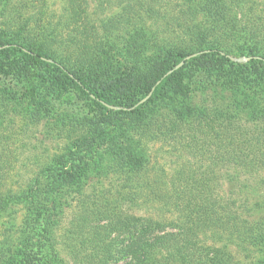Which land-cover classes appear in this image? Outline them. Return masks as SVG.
Wrapping results in <instances>:
<instances>
[{
    "label": "trees",
    "instance_id": "trees-1",
    "mask_svg": "<svg viewBox=\"0 0 264 264\" xmlns=\"http://www.w3.org/2000/svg\"><path fill=\"white\" fill-rule=\"evenodd\" d=\"M65 1L78 27L63 36L47 27L40 30L39 25L46 24L37 19L25 20L22 25L28 32L16 31L8 40H0V60L17 59L41 69L48 82L70 88L106 109V119L109 112L140 114L161 98L172 82L182 79L183 62L201 69H207L214 60L233 62L221 44L211 38L217 40L216 36L225 33L251 38L261 35L256 27L248 25L250 16L241 21L234 11L227 15L229 2L231 9L235 6L250 15L251 7L243 0H99L102 7L113 3L120 10L101 20L95 18V10L88 9L86 14V0ZM172 5L181 14L178 27L186 35L183 44L159 57L130 59L119 71L93 74L94 59L103 43L119 47L118 51L124 49L115 42L109 20L117 18L118 13L126 15L124 31L130 33L140 30L146 19L169 20ZM145 6H149L146 14L153 12L156 16L146 18L145 13L138 12ZM259 48L254 53L263 56L250 57L264 66V49L262 45ZM211 121L207 116L187 118L170 129L176 153L192 151L197 162L185 160L171 175L165 171L153 173L154 166L151 170L149 162L129 167L124 174L127 192L103 199L104 207L93 210L92 217L80 215L64 232L52 193L61 177L73 174L57 158L38 164L24 187L0 190V204L19 200L26 211L18 264H239L231 252L218 247V242L225 239L243 247L254 242L264 244V224L253 217V210L264 209V200L259 199L262 194L254 184L233 202L223 197L219 188L223 182L237 188L243 183L240 174L245 172L264 176V158L253 156L264 153V143H255V131L243 125ZM3 179L0 172V184ZM136 180L138 188L131 189ZM121 201L153 211H119ZM90 204L88 200L87 206Z\"/></svg>",
    "mask_w": 264,
    "mask_h": 264
},
{
    "label": "rangeland",
    "instance_id": "rangeland-1",
    "mask_svg": "<svg viewBox=\"0 0 264 264\" xmlns=\"http://www.w3.org/2000/svg\"><path fill=\"white\" fill-rule=\"evenodd\" d=\"M86 1V14L88 9L95 10V18L99 20L120 11L117 4L102 7L99 0ZM243 2L251 7L250 15L235 6L231 9V2L227 15L234 11L241 21L250 16L248 25L261 32L260 38L234 33L216 36L217 40L211 38L221 44L233 62L214 60L207 69L183 62L182 79L172 82L161 98L137 115L109 112L106 119V109L70 88L48 82L41 69L17 59L0 60V172L4 178L0 190L24 187L38 164L57 158L73 174L61 177L52 193L60 230L64 232L80 215L92 217L93 210L104 207L103 199L127 192L124 174L129 167L149 162L151 170L154 166L153 173L165 171L171 175L179 163L197 162L192 151L179 154L172 148L170 129L178 121L201 116L213 122L228 120L255 131V143L258 140L264 143V66L252 62L250 57L261 55L254 53L260 51V45L264 49V0ZM147 7L138 12L145 13ZM177 8L170 7L169 20L146 19L140 30L132 29L130 33L124 31L127 16L116 14L117 18L109 20L108 28L124 49L118 51L119 47L103 43L94 59L93 74L116 72L130 59L159 57L183 44L186 35L178 27L181 14L176 13ZM71 15L65 0H0V40H8L16 31L28 32L22 24L35 19L47 25L40 24V30L49 28L52 33L65 36L79 26ZM146 15V18L156 16L153 12ZM95 37L99 38L96 34ZM253 156L261 160L264 153ZM263 178L242 173L239 178L242 184L238 183L236 188L235 184L223 182L219 193L233 202L239 199L240 192L246 193L249 185L254 184L262 194L259 199L264 200ZM137 188L136 180L131 189ZM118 210L135 214L153 211L151 207L131 206L126 201L119 203ZM25 216L19 200L0 204V264H18ZM253 217L264 224V209L253 210ZM237 243L221 239L217 246L231 252L239 264H264V244L254 242L243 247Z\"/></svg>",
    "mask_w": 264,
    "mask_h": 264
}]
</instances>
